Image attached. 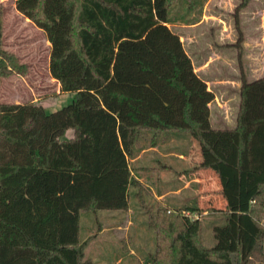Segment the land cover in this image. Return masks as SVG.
Here are the masks:
<instances>
[{
    "label": "trees",
    "instance_id": "trees-1",
    "mask_svg": "<svg viewBox=\"0 0 264 264\" xmlns=\"http://www.w3.org/2000/svg\"><path fill=\"white\" fill-rule=\"evenodd\" d=\"M206 1L15 0L50 42V76L73 97L54 112L42 99L0 102V264H98L85 254L82 213L127 211L129 189L141 187L130 160L182 134L220 185L218 243L203 244L199 207L146 206L154 250L139 264H264V75L248 80L240 62L238 16L250 0L233 12V128L212 127L215 94L168 26L198 22ZM2 18L0 6V82L27 72L2 45Z\"/></svg>",
    "mask_w": 264,
    "mask_h": 264
},
{
    "label": "rangeland",
    "instance_id": "rangeland-1",
    "mask_svg": "<svg viewBox=\"0 0 264 264\" xmlns=\"http://www.w3.org/2000/svg\"><path fill=\"white\" fill-rule=\"evenodd\" d=\"M240 1L207 0L202 6L198 22L186 24L185 21L177 20L168 25L180 36L185 51L192 59L195 72L207 82V86L213 90L220 103L218 104L216 99L211 103L212 120L217 127L236 125L240 73L237 47L234 44L238 40L239 27L237 31L233 12ZM0 6L3 12L2 45L10 52H13L10 47L15 48L17 51L13 53L27 66L26 74L21 76L14 73L0 82V102L14 103L16 100L23 103L36 97L42 99L41 103L47 112H54L68 105L73 94L61 92L59 83L53 78L51 81L49 79V47L45 49L43 31L16 10L15 0H0ZM238 18L243 34L240 62L247 79L254 80L264 75V0H250L240 10ZM221 110L224 111L223 116ZM219 116L223 117V124L218 123ZM70 134L71 130H68L66 137ZM173 137H168L169 153L172 146L176 145L178 152L183 150L186 154V148H189V154L197 156L198 160L201 158L199 149L194 147L193 142L190 143L186 139L173 140ZM145 149L136 157L145 158L150 155L148 150L151 149ZM136 157L130 160L133 174L136 171L134 167L138 164ZM183 177V181H186L187 175L184 174ZM135 178L141 187L129 189L130 208L127 211L86 212L81 215V237L82 240H87L86 257H91L98 264H139L146 259L149 253L140 251L137 257L129 254L134 246L137 245L136 249L139 250L142 246H152L154 241V232L146 222V206L159 204L165 207L167 212L180 209L185 214L187 207L193 205L195 189L192 190V186L184 189L180 196L183 201L179 202L178 207H174L171 194L164 200H159L140 176ZM146 190L150 193L147 194ZM193 217L201 221L203 244L215 247L214 231L224 223L225 214L196 212ZM263 218L264 215L261 216L260 224ZM129 220L133 225L122 226L121 230L109 226L114 221L124 225ZM135 233H141L142 237L140 242L136 241L134 245L135 242L127 240L130 234Z\"/></svg>",
    "mask_w": 264,
    "mask_h": 264
},
{
    "label": "crops",
    "instance_id": "crops-1",
    "mask_svg": "<svg viewBox=\"0 0 264 264\" xmlns=\"http://www.w3.org/2000/svg\"><path fill=\"white\" fill-rule=\"evenodd\" d=\"M27 19V18H26ZM41 31V30H40ZM44 33V32H43ZM45 35V34H44ZM45 40V49H49L50 51V42L44 38ZM10 50L16 52L15 48H11ZM49 62V57H48ZM195 70V69H194ZM50 75V73H49ZM50 81L52 77H49ZM207 83V82H206ZM210 89V87L208 86ZM238 89H240V84H238ZM213 91V90H212ZM37 98L31 99V101L36 100ZM216 101L219 103L215 96ZM214 99V100H215ZM13 101V100H12ZM14 103H19L18 101L14 100ZM210 108V123L214 128H233V127H217L214 125L212 120V113H211V103L209 105ZM238 108H239V92H238ZM238 110V109H237ZM224 115V111L221 110V116ZM219 116L218 123L223 124V117ZM189 140L190 139L185 135L182 134L180 136L173 137V140ZM191 143V142H190ZM187 147V146H186ZM189 147V146H188ZM149 149V148H148ZM151 150H148L150 155L146 156L145 158L136 157L135 165V177H139L142 181L145 182V185L148 186L152 192L154 193L155 197L159 200H164L165 197L171 194V199L174 207H178L179 202L181 203L183 200L180 198L181 194L184 192V189L187 187L192 186V190H194L193 196V205L200 208V212H216L213 209L221 206L223 204L222 200L220 199V185L218 182L217 177L213 174L211 170L203 169L199 167L200 159L198 160L197 156H193L188 153V149L186 148V154L183 150L178 152L177 146H172L170 153L168 141L163 142L158 146L151 147ZM147 150V149H145ZM172 151V153H171ZM174 153V155H173ZM194 164H197L194 166ZM194 168V169H193ZM187 175L186 181H183V176ZM186 177V176H185ZM159 195V196H158ZM141 223V222H140ZM133 225L132 221H127V224L122 225V222H113L111 225L112 228H116L117 230H121L122 226L128 227ZM108 226V225H107ZM215 233V232H214ZM141 233L130 234L128 238V242H140L142 237ZM215 238V237H214ZM154 241H152V246H142L139 250L136 249V246H132L133 248L130 249V256L137 257V253L142 251L145 253H150L154 250ZM217 240L215 238V245L217 244Z\"/></svg>",
    "mask_w": 264,
    "mask_h": 264
}]
</instances>
